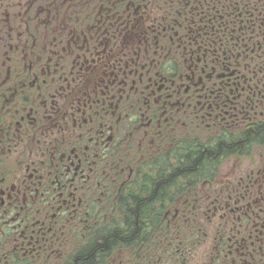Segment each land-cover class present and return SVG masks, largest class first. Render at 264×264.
Returning <instances> with one entry per match:
<instances>
[{
  "label": "flooded vegetation",
  "instance_id": "obj_1",
  "mask_svg": "<svg viewBox=\"0 0 264 264\" xmlns=\"http://www.w3.org/2000/svg\"><path fill=\"white\" fill-rule=\"evenodd\" d=\"M0 0V264H264V0Z\"/></svg>",
  "mask_w": 264,
  "mask_h": 264
},
{
  "label": "trees",
  "instance_id": "obj_2",
  "mask_svg": "<svg viewBox=\"0 0 264 264\" xmlns=\"http://www.w3.org/2000/svg\"><path fill=\"white\" fill-rule=\"evenodd\" d=\"M90 1H91L92 6H95V5L98 4V3L96 2V0H90Z\"/></svg>",
  "mask_w": 264,
  "mask_h": 264
}]
</instances>
